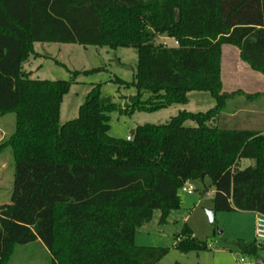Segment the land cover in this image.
<instances>
[{
  "label": "trees",
  "instance_id": "1",
  "mask_svg": "<svg viewBox=\"0 0 264 264\" xmlns=\"http://www.w3.org/2000/svg\"><path fill=\"white\" fill-rule=\"evenodd\" d=\"M160 34L178 44L157 43ZM36 42L134 48L133 80H110L137 93L123 108L94 84L79 115L61 123L77 76L106 68L76 70L70 80L33 79L23 65L38 55ZM226 44L264 74V0H0V115L15 114L0 145L15 161L11 203L0 204V264L17 245L33 242L47 248L51 264H158L169 248L138 245V231L157 210L158 223L167 224L181 208L184 183L207 176L215 212L264 214V131L224 116L237 95L264 93L224 90ZM194 90L209 92L216 105L138 125L130 140L109 134L110 113L186 104ZM242 159L254 163L239 168ZM236 245L253 257L262 251L256 240ZM208 247L184 224L177 250Z\"/></svg>",
  "mask_w": 264,
  "mask_h": 264
},
{
  "label": "rangeland",
  "instance_id": "2",
  "mask_svg": "<svg viewBox=\"0 0 264 264\" xmlns=\"http://www.w3.org/2000/svg\"><path fill=\"white\" fill-rule=\"evenodd\" d=\"M157 43L168 46L177 45L174 39L160 34ZM35 52L24 62V69L30 77L40 80H70L72 72L85 71L97 67L106 69L91 74L81 73L72 84L61 104L60 121L64 123L79 115L80 106L94 84L101 83V94L112 96L123 108L131 102L130 97L137 93L135 86H120L111 81L116 76L132 81L136 72L138 55L132 47H120L117 50L95 45L77 43L36 42ZM243 66L236 81L242 87L235 86L233 70L236 64ZM222 71L226 88L241 90L251 94L264 93V74L252 69L240 58V49L226 44L222 48ZM239 72V71H238ZM233 92V91H232ZM143 98L147 95L142 94ZM189 102L171 105L154 112L135 111L132 115L118 111L110 113L109 134L126 139L138 125L163 124L168 122L180 110L205 112L213 108L217 101L207 91H190ZM226 120L242 122L239 127H249L264 131V97L248 99L246 95H237L226 109ZM228 118V119H227ZM224 121L225 124L229 122ZM222 122V121H221ZM186 125L194 126L193 121ZM15 114L0 115V145L13 132ZM254 163L251 159H242L239 168ZM15 178V161L10 148L0 149V204L11 203ZM196 190L179 191L181 208L173 211L165 225L158 223L160 212L155 211L151 222L144 225L137 233L136 243L143 246L166 247L168 253L158 264H264V241L259 257L242 253L236 242L255 240V214L251 211H216L211 222L206 209L213 208L214 188L209 176L202 180H189ZM184 224L193 231L196 238L206 241L210 247L200 251L181 252L175 248L177 235ZM244 259L245 262H241ZM52 256L40 242L17 245L8 264H51Z\"/></svg>",
  "mask_w": 264,
  "mask_h": 264
},
{
  "label": "built area",
  "instance_id": "3",
  "mask_svg": "<svg viewBox=\"0 0 264 264\" xmlns=\"http://www.w3.org/2000/svg\"><path fill=\"white\" fill-rule=\"evenodd\" d=\"M176 42V41H175ZM178 44V42H176ZM127 139H132V135L127 136ZM181 190L183 192H192L195 189V187L188 181L184 183V185L181 187ZM255 240L258 243H261L264 241V214L262 213H256L255 217ZM210 247V245H209ZM241 262H245L244 259L241 260Z\"/></svg>",
  "mask_w": 264,
  "mask_h": 264
},
{
  "label": "crops",
  "instance_id": "4",
  "mask_svg": "<svg viewBox=\"0 0 264 264\" xmlns=\"http://www.w3.org/2000/svg\"><path fill=\"white\" fill-rule=\"evenodd\" d=\"M119 49V48H118ZM117 50V49H116ZM235 64H236V69H234L233 71V75H234V85L235 86H239V87H242L241 85L242 84H239L237 81H236V79H237V77L239 78V75H240V72H241V69H245L243 66H239V65H237V62H235ZM239 71V72H238ZM241 78V77H240ZM239 78V79H240ZM222 79H223V88H226V86H225V81H224V77H223V71H222ZM225 91H227V92H232V91H234V90H231V89H224ZM132 132V131H131ZM254 214H255V216H256V212H253ZM255 236V235H254ZM255 239V238H254Z\"/></svg>",
  "mask_w": 264,
  "mask_h": 264
},
{
  "label": "water",
  "instance_id": "5",
  "mask_svg": "<svg viewBox=\"0 0 264 264\" xmlns=\"http://www.w3.org/2000/svg\"><path fill=\"white\" fill-rule=\"evenodd\" d=\"M131 133L134 134L135 130H133ZM206 213L208 215L209 220L212 222L214 220V214H215L214 208L206 209Z\"/></svg>",
  "mask_w": 264,
  "mask_h": 264
}]
</instances>
